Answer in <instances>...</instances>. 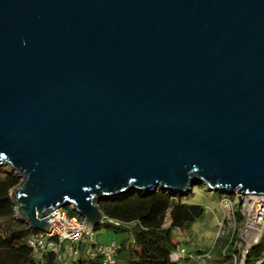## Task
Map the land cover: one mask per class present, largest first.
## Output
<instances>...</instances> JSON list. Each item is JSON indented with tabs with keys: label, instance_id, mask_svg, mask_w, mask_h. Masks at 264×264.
I'll return each instance as SVG.
<instances>
[{
	"label": "water",
	"instance_id": "95a60500",
	"mask_svg": "<svg viewBox=\"0 0 264 264\" xmlns=\"http://www.w3.org/2000/svg\"><path fill=\"white\" fill-rule=\"evenodd\" d=\"M2 165L41 232L128 193L264 195V0H0Z\"/></svg>",
	"mask_w": 264,
	"mask_h": 264
},
{
	"label": "trees",
	"instance_id": "16d2710c",
	"mask_svg": "<svg viewBox=\"0 0 264 264\" xmlns=\"http://www.w3.org/2000/svg\"><path fill=\"white\" fill-rule=\"evenodd\" d=\"M19 182L9 166H0V264H107L95 250L97 243L90 244L91 255L86 253L88 245L82 243L77 247V255L65 254L64 260H58L55 252L37 256L28 246V240L39 231L19 220L14 212L10 191ZM183 197L158 190L151 194L128 193L102 201L98 206L103 215L102 223L94 231L107 229L121 235L113 264H200L188 258L192 252L176 261L170 257L184 245L174 240V232L188 236L204 214L202 206L184 203ZM65 209L68 215L77 216L69 207ZM237 212L235 215L240 219ZM232 245L228 239H217L212 248L215 254L202 250H194L193 254H210L206 264H233L232 254L238 252ZM243 264H264V233L248 248Z\"/></svg>",
	"mask_w": 264,
	"mask_h": 264
},
{
	"label": "rangeland",
	"instance_id": "374dc122",
	"mask_svg": "<svg viewBox=\"0 0 264 264\" xmlns=\"http://www.w3.org/2000/svg\"><path fill=\"white\" fill-rule=\"evenodd\" d=\"M186 195L187 196L182 198L184 203L197 204L204 208L203 216L192 226L188 236L179 235L176 232L173 234L175 241L184 242L182 247L185 249V252H192L190 256H188L189 259H195L200 264H206L205 260L210 258V254H207L209 258H203V254V256L193 254V251L202 250L212 252V248L217 239H228L232 241L233 248H236L237 252L243 255L247 248L262 237L264 233V212L262 210L264 208L262 207H264V204L263 206L259 204L261 198L239 195L240 200H237V198L234 199L235 203H232L235 207V211L239 212L240 219H238L235 214L234 218L233 215H231L230 218L225 216V209L227 208L222 207L218 200L220 197H227L226 195L212 193L202 184L193 186ZM236 195H233V198L236 197ZM257 206L260 207L257 208ZM259 213L260 215L262 214V222L257 221ZM223 220H225L226 223L224 226L222 224ZM257 222L260 225H258ZM95 233L98 243L108 242L107 239L110 237L116 239L121 237V235L115 234L107 229H101ZM69 253V248H67L66 254ZM213 254H215V251ZM68 262L69 260L67 263ZM236 264H240L239 261H237Z\"/></svg>",
	"mask_w": 264,
	"mask_h": 264
},
{
	"label": "built area",
	"instance_id": "2783aa9c",
	"mask_svg": "<svg viewBox=\"0 0 264 264\" xmlns=\"http://www.w3.org/2000/svg\"><path fill=\"white\" fill-rule=\"evenodd\" d=\"M242 195V194H239ZM236 195L234 199L237 198V200H240V196ZM246 196H253L255 198H261V201H259V204L263 206L264 204V195H255V194H244ZM230 197H224L219 200V204L227 208L225 216L227 218H230L231 215L235 214V207L233 203H235V200ZM233 202V203H232ZM260 206H257L259 208ZM264 208V207H262ZM261 210V209H260ZM264 212V209H262ZM261 210V212H262ZM56 214L52 217L51 215ZM51 217V223L47 221L48 223V229L45 231H39L38 234L31 237L28 240V246L33 250V252L37 256H41L43 254H47L50 252H55L58 254V260H64L66 257L67 248H69V255L72 256L77 255V247L78 245L85 243L88 245L86 248V253L91 255V249L90 244L97 243V246L95 250L98 254H100L103 257V260L107 264H113L115 262L114 256L117 250V243L116 242H109V243H98L96 233L93 228L88 227V225L85 223V221L78 217V216H70L68 215L65 208H58L51 212H49L48 217ZM258 222H262V214L258 215ZM114 224H118L117 222L110 221ZM257 222L258 225H260ZM223 226L226 224L225 220L222 222ZM248 248L245 250L244 254L241 255L240 253L233 254V264H236L237 261H239L240 264H243L244 257L247 253ZM187 252H185V249L180 245L171 255V259L176 261L183 257H185ZM243 256V257H242ZM203 258H209V255H204Z\"/></svg>",
	"mask_w": 264,
	"mask_h": 264
},
{
	"label": "crops",
	"instance_id": "0c3cea01",
	"mask_svg": "<svg viewBox=\"0 0 264 264\" xmlns=\"http://www.w3.org/2000/svg\"><path fill=\"white\" fill-rule=\"evenodd\" d=\"M120 238H121V237H120ZM120 238H119V239H120ZM119 239H116V238H114V237H112V238L110 237V238H108L107 240H108V242H113V241H114V242L117 243V242L119 241ZM108 242H105V243H108ZM105 243H103V244H105Z\"/></svg>",
	"mask_w": 264,
	"mask_h": 264
}]
</instances>
